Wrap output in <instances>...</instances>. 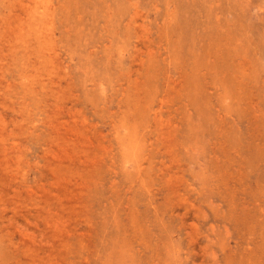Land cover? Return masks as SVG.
<instances>
[{"label":"rangeland","instance_id":"obj_1","mask_svg":"<svg viewBox=\"0 0 264 264\" xmlns=\"http://www.w3.org/2000/svg\"><path fill=\"white\" fill-rule=\"evenodd\" d=\"M0 264H264V0H0Z\"/></svg>","mask_w":264,"mask_h":264}]
</instances>
